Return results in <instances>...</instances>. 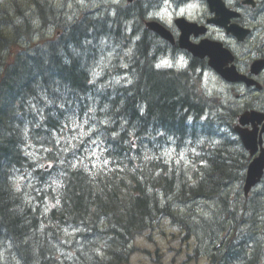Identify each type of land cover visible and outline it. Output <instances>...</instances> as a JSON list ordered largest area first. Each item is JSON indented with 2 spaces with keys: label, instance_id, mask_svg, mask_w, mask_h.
Masks as SVG:
<instances>
[{
  "label": "trees",
  "instance_id": "obj_1",
  "mask_svg": "<svg viewBox=\"0 0 264 264\" xmlns=\"http://www.w3.org/2000/svg\"><path fill=\"white\" fill-rule=\"evenodd\" d=\"M53 7L0 0V260L7 247L15 264H131L134 239L152 242L167 220L193 247L221 239L211 264H261L250 228L261 193L241 195L248 159L230 130L239 108L197 88L194 64L155 69L141 35L121 34L126 64L94 73L106 20H60ZM50 28L58 40H44Z\"/></svg>",
  "mask_w": 264,
  "mask_h": 264
},
{
  "label": "rangeland",
  "instance_id": "obj_2",
  "mask_svg": "<svg viewBox=\"0 0 264 264\" xmlns=\"http://www.w3.org/2000/svg\"><path fill=\"white\" fill-rule=\"evenodd\" d=\"M94 1V6L96 5H100L101 7H106V15L108 16L111 13V10L113 9V7H111V4L113 0H93ZM156 1V0H155ZM258 3H262L264 2V0H257ZM70 2L67 0V7L68 9H72V5H70ZM74 2L76 4H79L80 2L78 0H74ZM88 4L91 5L92 0L86 1ZM86 2L81 1L82 4H85ZM264 6V3H263ZM159 9V8H158ZM64 10V9H62ZM114 12L115 9H114ZM68 12L64 10V14L67 16H71ZM263 13V12H262ZM56 22V21H53ZM262 21L257 22L258 28L257 30H255V35H254V39H255V43L252 42L249 46L245 47V48H239L237 50V54L240 56V59L245 63L247 62V59L251 57V51H253L256 47V52L259 51L260 48H262L260 46V44H262L264 46V27L261 23ZM134 30H137V27L134 26L133 27ZM252 29V28H251ZM253 39V40H254ZM264 52V51H263ZM259 53V52H258ZM149 56L152 55L151 53L148 54ZM243 62L242 65H243ZM109 66L111 67V65L109 64ZM106 69V65H104L103 61L101 62V65L98 66V68H103ZM96 68V67H95ZM109 70V69H108ZM114 70V69H112ZM111 72V70H109ZM113 75L116 74V71L111 72ZM212 80L214 82H211V86L213 88H215L217 91H223V88L220 87L217 82L218 80L213 77ZM206 80H209V76H206ZM261 82L262 85L264 86V73L261 76ZM226 89V88H225ZM228 95V94H226ZM257 95V96H256ZM251 96L253 97H258L260 104L262 105V103H264V92L261 94L258 93H248V95H246V97L244 98V102H250V98ZM230 100V99H229ZM242 101V102H243ZM15 183L18 186H23L25 187L27 190L30 189V181L28 180H17L15 181ZM261 195H257L256 194V199L255 202L259 203L261 202V204L258 207V210L256 212V218L260 219L262 222H259L257 219H254L253 222H256L254 226H251V230L256 232L257 234L260 233L261 231L264 233V187L260 188L258 190ZM262 198V200H261ZM259 200V201H258ZM261 207V208H260ZM261 215V216H260ZM251 218V217H250ZM253 232V233H254ZM178 237V230L176 228H174L171 224H169L167 222V220H159L158 225H157V230L152 233V238L154 239L155 242H148L147 240H145V237H139L135 240L134 246L137 247L140 250H145L146 252H135L134 254H132L131 256V263L132 264H211V262H209V256H211L212 254L215 253L214 248L217 247L219 248L222 240L220 239H215L213 240L210 237H205L202 234L199 235V239H198V243L196 245H194L193 248L188 249V247L185 245V241L184 242H180L181 239L177 238ZM212 237V234H211ZM261 237L262 240H260L259 238ZM259 238L257 239V242H264V234L262 236L259 235ZM252 239H254V241L256 240L255 236H252ZM194 241L189 240V243L193 244ZM192 246V245H191ZM195 247L197 248V252L194 251ZM247 247V245L245 246V248ZM248 249L251 248V246L249 245L247 247ZM157 250V251H156ZM8 248L6 247L5 250L1 251V256L2 259L0 260V264H15L13 261V257H11L8 253ZM71 249H62L59 252V255H61V257H67L69 256L71 253ZM156 252V253H155ZM219 250H217V254H218ZM216 254V255H217ZM188 256H191L190 259H188ZM231 260H229L230 262ZM228 262V263H229ZM233 262V261H232ZM232 262L230 264H232ZM234 264H239V263H234Z\"/></svg>",
  "mask_w": 264,
  "mask_h": 264
},
{
  "label": "water",
  "instance_id": "obj_3",
  "mask_svg": "<svg viewBox=\"0 0 264 264\" xmlns=\"http://www.w3.org/2000/svg\"><path fill=\"white\" fill-rule=\"evenodd\" d=\"M226 23L220 24L225 25ZM149 28L151 30H155L158 34L165 36V33L162 29L155 27V24H149ZM184 29L182 28V31ZM184 40L180 39V44L184 47ZM200 49L203 53L210 58V66L211 68L217 72L222 78L226 81L236 82V81H245L243 77L237 76L234 72L233 68L230 69H223L224 65L230 61L229 55L221 51L218 47H214L213 44H202ZM192 50H194L192 48ZM260 62L255 63L252 65L251 73L257 74L259 70L263 67ZM246 84L249 86L252 82L246 81ZM264 119V115L254 112V111H246L242 113L239 118L238 122L232 126V130L238 134L240 137L241 143L243 144L244 148L249 151L250 155L252 156L258 149V146L261 147L262 141L259 139L257 141V127L255 123L259 124ZM251 123L252 130H248L243 128V126ZM264 132V125L260 132ZM264 170V150L260 148V154L255 157L250 164L248 165L247 172L245 175V184H244V192L247 194L249 190L255 186L256 183L260 181L263 175Z\"/></svg>",
  "mask_w": 264,
  "mask_h": 264
},
{
  "label": "flooded vegetation",
  "instance_id": "obj_4",
  "mask_svg": "<svg viewBox=\"0 0 264 264\" xmlns=\"http://www.w3.org/2000/svg\"><path fill=\"white\" fill-rule=\"evenodd\" d=\"M201 1L203 3L205 12L203 14L199 15V16H195V17H185V18L189 22L196 24L198 27H205L206 28V33H205V35L198 36V37L197 36H194L193 34L190 35L189 39H190L191 42L198 43L199 41H201L204 38L209 39V40L220 41V42L223 43V45L225 47H227L232 52H234V48L235 47L232 46L230 42L235 43V45H238V46H240L241 44L244 45L246 43L245 41H247L250 38V34L251 33H249V35L247 36L246 40L244 41L245 43L244 42L243 43H238L231 36H226L222 30H220V29H218L216 27L208 26L207 25V22L210 19V15H209V13L206 10V3H205V1L204 0H201ZM238 19H235V20H232V21L237 22L239 24H242L241 23V20H238ZM242 26H245V25L242 24ZM168 29L173 34L174 39L176 41L177 40V37L179 35L177 28L173 25L172 27H170ZM170 47H171L170 48V51L171 52H174L176 50V48H177V45L175 44V45L170 46ZM161 50H162L161 46L159 44H157L154 40L151 43L147 44V52H148V54L150 52H154L155 54H158V53L161 52ZM154 55L152 57H155ZM185 55H186V57H188L189 62H196V63H199V64H206L207 63V59H201V60L200 59H196V58L195 59H192V58H189V55H187V54H185Z\"/></svg>",
  "mask_w": 264,
  "mask_h": 264
},
{
  "label": "bare ground",
  "instance_id": "obj_5",
  "mask_svg": "<svg viewBox=\"0 0 264 264\" xmlns=\"http://www.w3.org/2000/svg\"><path fill=\"white\" fill-rule=\"evenodd\" d=\"M81 1H83V0H81ZM86 1H89V0H84V2H86ZM264 3V2H263ZM262 3V4H263ZM116 10V9H115ZM62 14H64V10H59ZM90 12V14H92L91 16H87V18L89 19H92V20H96L97 22H98V25H100V26H102V24L104 23V21L106 20V35L108 36V38H107V40L110 42V43H112V44H116V43H118V42H120V35L121 34H123L125 37H126V35H125V33L121 30V32H119V34H118V32H117V29H116V27H115V22H118L119 23V21H120V19H121V21H128V20H130L131 21V19L133 18V14H126L125 13V11H123V13L121 12H119V10H116V12H114V9H112L111 10V12H112V15H113V17L111 16V13L107 16L106 15V7H101L100 5H95V10L94 11H89ZM68 14V13H67ZM123 15H125V16H123ZM73 19V17H69V16H67L66 17V19H64L63 17H60V20H67V21H71ZM50 21H52V20H50ZM54 21H58V20H54ZM87 21V20H86ZM85 22V21H84ZM132 31L134 32V33H136V34H139L140 33V31H139V28L137 27V30H134V28L132 29ZM144 39H146L147 40V42H146V48H145V50H146V53H148L147 52V44H149V43H151L152 41H153V39L152 38H150V37H146V38H143V40ZM140 41H142V38L140 39ZM94 44H98V43H94ZM100 52V51H99ZM140 52V50H139V48H138V52H137V54ZM99 55H100V57H99V61H100V63L103 61L102 60V58H103V54L102 53H99ZM149 55H147V57H148ZM150 58H151V61L153 62V64L155 63V60H154V58L152 57V56H150ZM152 65V64H151ZM135 66H137V65H135ZM140 66H142V65H140ZM144 66V65H143ZM95 68V67H94ZM97 68V70L95 71V70H93V72L94 73H96V72H100L101 71V69L102 68H98V67H96ZM104 68V67H103ZM146 68H148V67H146ZM182 77H185V76H183V75H181ZM185 78H188L189 80L191 79L190 77H185ZM182 114V113H181ZM132 115V114H131ZM160 121V120H159ZM159 123V122H158ZM151 125V124H150ZM244 168V167H243ZM254 198V197H253ZM259 201V200H258ZM245 202V201H244ZM251 202V201H250ZM234 204V203H233ZM258 205H256V206H259L260 204H261V202H260V204L259 203H257ZM254 205V204H253ZM262 205V204H261ZM245 206V205H244ZM252 206V205H251ZM240 207V206H239ZM249 207V206H248ZM251 208V207H250ZM261 208V207H260ZM235 209V208H234ZM249 210V209H248ZM257 212V211H256ZM261 216V215H260ZM257 219V218H256ZM259 222H262V220H261V217H260V219H257ZM223 221V220H222ZM225 221V220H224ZM228 224V223H227ZM244 228V227H243ZM238 229V228H237ZM225 235V234H224ZM260 240H262L261 239V237L259 238ZM249 241V240H248Z\"/></svg>",
  "mask_w": 264,
  "mask_h": 264
},
{
  "label": "snow or ice",
  "instance_id": "obj_6",
  "mask_svg": "<svg viewBox=\"0 0 264 264\" xmlns=\"http://www.w3.org/2000/svg\"><path fill=\"white\" fill-rule=\"evenodd\" d=\"M183 13V9H181V14ZM165 63H167L166 61H165Z\"/></svg>",
  "mask_w": 264,
  "mask_h": 264
}]
</instances>
